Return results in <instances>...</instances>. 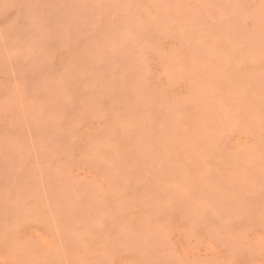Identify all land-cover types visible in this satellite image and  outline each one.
I'll return each instance as SVG.
<instances>
[{
	"label": "rangeland",
	"instance_id": "obj_1",
	"mask_svg": "<svg viewBox=\"0 0 264 264\" xmlns=\"http://www.w3.org/2000/svg\"><path fill=\"white\" fill-rule=\"evenodd\" d=\"M0 264H264V0H0Z\"/></svg>",
	"mask_w": 264,
	"mask_h": 264
}]
</instances>
